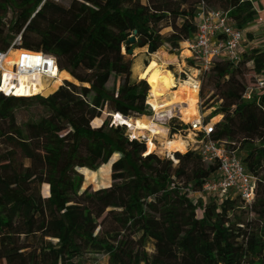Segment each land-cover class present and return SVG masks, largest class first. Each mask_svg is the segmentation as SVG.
Returning a JSON list of instances; mask_svg holds the SVG:
<instances>
[{"label":"trees","instance_id":"trees-1","mask_svg":"<svg viewBox=\"0 0 264 264\" xmlns=\"http://www.w3.org/2000/svg\"><path fill=\"white\" fill-rule=\"evenodd\" d=\"M253 2L0 0V50L19 36L15 47L53 56L79 83L65 79L47 96L0 94V264H94V254L107 264H264V90L244 97L243 68L264 76V49L208 70L221 116L211 138L255 178L249 205L233 192L194 202L218 163L191 149L160 157L112 120L151 114L145 78L155 63L132 80L126 41L134 30L150 54L163 45L179 51L201 4L226 11L242 30L255 19ZM26 107L37 114L18 121ZM174 121L172 133L188 127ZM115 153L110 185L82 189L79 169L94 171Z\"/></svg>","mask_w":264,"mask_h":264},{"label":"built area","instance_id":"built-area-1","mask_svg":"<svg viewBox=\"0 0 264 264\" xmlns=\"http://www.w3.org/2000/svg\"><path fill=\"white\" fill-rule=\"evenodd\" d=\"M17 36L12 45L6 50H0V94L4 96H33L41 95L49 90L60 73L53 56L41 51H31L15 47L19 44ZM243 40L242 30L236 29L230 22L227 12L220 9L209 8L201 4L197 12V28L192 38L186 40L187 54L185 60L194 69L208 71L217 60L224 59L235 62L240 58ZM44 87L35 94H18L17 88L37 85L38 81ZM62 78L59 85L63 82ZM191 87L200 89V83L193 81ZM264 90V76L256 78L252 85L246 87L244 97L249 98L252 92ZM171 117V116H170ZM188 128L193 135L196 151L205 163H218V175L215 179L206 182L202 192L221 199L233 192L245 204L254 200L255 178L248 174L238 158L236 151L228 149L217 140L211 138L213 124L199 120H192ZM129 139H137L133 134Z\"/></svg>","mask_w":264,"mask_h":264},{"label":"rangeland","instance_id":"rangeland-1","mask_svg":"<svg viewBox=\"0 0 264 264\" xmlns=\"http://www.w3.org/2000/svg\"><path fill=\"white\" fill-rule=\"evenodd\" d=\"M8 17L9 15H7V18ZM169 31L170 29L168 27H165L161 30V33L165 34V33H168ZM252 38H253L252 35H251V38H249V34H246L245 43L247 44V42L250 41V39ZM185 47L186 46L183 43H181L179 51H171V49L167 45H163L158 49V51H156L155 53H151V54L147 52L146 46L141 47V48L139 47L134 48L132 54L128 55V57L131 59V78L132 80H138L136 78L137 75L140 74V76H142L145 72H147L148 71L147 65L150 61L154 62L155 65H157L160 62H164V69H167L172 73L174 82H175V87H172L170 89H177L176 86H178V84L181 81L187 80L189 78H191L192 83L193 81H196V83H200V90L196 92V98H197L196 104H197V110L199 114L198 118H201L203 121L208 122L209 124H214L221 118L219 114L213 115V111L218 106L220 101L216 99L209 100V97L213 93L214 89L212 87V84L208 82V71L194 69L189 65V63L185 60V55H186ZM178 63L180 64L182 69H180L177 66ZM168 64H175L176 70L173 69L172 66H169ZM243 68H244V73H245L244 81L247 85H249L255 81L256 76L251 71L249 63H246L243 66ZM68 81L73 82L77 85L79 84L74 79L68 80ZM50 83H53V82L50 81ZM56 83L57 84L55 87H53L52 85L50 90H46L47 92H42L41 95L47 96L50 93L54 92L59 86V82H56ZM147 104L150 106V112H151L150 115H143L138 118H131V119L134 122H138L141 119H146L148 121L154 120V122L165 127L167 132H166V136L164 139L167 140L168 148H165V143H163L165 140L160 139V138H153V146L152 148H149L147 133H144L142 135H137L132 130H130L129 128L125 126L127 135H132V134L135 135V137L138 140H142L145 142V144H147L146 149L148 148V150H152L155 154H157L160 157L172 156V154L175 152L174 150L184 152L185 150H188L191 147H196V144L193 143L194 137L188 127L183 130L182 129L177 130L176 133H172L170 130L171 120L173 119L175 120L174 124H176L177 122H182L184 124L189 123V121L186 122V120L182 118V114L179 111V105L173 106L172 115H169L171 117H169L168 115H166L165 117H158L155 114V110L152 107V105L149 103ZM36 114H37V108H27L26 107V108L18 109L16 111L18 121L27 120L29 118H32ZM105 116L106 114H103L102 117L99 118L100 122ZM157 119H160L159 120L160 122ZM112 120L114 122L115 118H113ZM173 139L182 140L184 148L179 146L177 142L172 141ZM118 157H119V154L115 153L114 155L111 156V158L109 159L106 165H101L98 169L94 171L87 169L89 172H84L85 168H80L79 171L82 173L83 179H84L82 189L89 187L95 190L97 188L109 186L111 183L110 165ZM45 192H46V189L43 186L42 193L46 195ZM208 197L210 196L205 194L204 192L195 193L191 195V199L194 202L206 201ZM196 214L198 217H200L201 211L198 209ZM251 216H252L251 214L248 215V217H251ZM93 259H94V264H107V256L104 254H94Z\"/></svg>","mask_w":264,"mask_h":264},{"label":"bare ground","instance_id":"bare-ground-1","mask_svg":"<svg viewBox=\"0 0 264 264\" xmlns=\"http://www.w3.org/2000/svg\"><path fill=\"white\" fill-rule=\"evenodd\" d=\"M61 78H65L67 80L73 79L67 73L60 72L58 78L53 82V87L56 86V82H60ZM145 79L149 84L147 103L152 105L155 110V114L158 117L172 115L173 104L178 103L179 111L182 114V118L186 120V122L199 120V114L196 104L197 90L191 87V78L181 81L178 84V90L176 92L170 91V88L175 87L173 75L170 71L164 69V62H160L148 72V75ZM43 87L44 83L39 80L37 85L25 86L24 84H21L17 88L16 93L35 94ZM114 117L115 122L122 125L125 124L127 128L132 130L137 135L147 133L149 148H152L153 146V138L164 139L166 136V128L154 122V120L148 121L146 119H141L138 122H134L130 117H119L116 115ZM157 120L159 121L160 119ZM163 143H165V148H168L167 140H165ZM177 143L179 144V146L184 148L182 140H178Z\"/></svg>","mask_w":264,"mask_h":264},{"label":"crops","instance_id":"crops-1","mask_svg":"<svg viewBox=\"0 0 264 264\" xmlns=\"http://www.w3.org/2000/svg\"><path fill=\"white\" fill-rule=\"evenodd\" d=\"M253 4L256 10V15L254 21L248 24L244 29H242V33H243V40L241 45L242 51H248L250 48L264 49V0H254ZM246 34H249V38H251V35L253 37L252 39H250V41L247 42V44L245 43ZM183 44L185 45L184 42ZM185 53L187 54V51H185ZM168 65L172 66V68L176 70L175 64H168ZM177 66L180 69H182L179 63L177 64ZM60 72L67 73L66 71H60ZM176 88H178V86H176ZM177 90L178 89H170V91L172 92H176ZM174 105H179V104L174 103L173 106ZM172 141L178 142V140L175 139H173Z\"/></svg>","mask_w":264,"mask_h":264},{"label":"water","instance_id":"water-1","mask_svg":"<svg viewBox=\"0 0 264 264\" xmlns=\"http://www.w3.org/2000/svg\"><path fill=\"white\" fill-rule=\"evenodd\" d=\"M140 42H142V38L136 36V31L134 30L132 35H130L126 41V44H129V48L126 50V54L131 55L133 52V49L136 48ZM136 78L137 79H143L140 77V74L137 75ZM113 118H114V116H113ZM120 125H122V124H120ZM123 126H126V125L124 124Z\"/></svg>","mask_w":264,"mask_h":264}]
</instances>
